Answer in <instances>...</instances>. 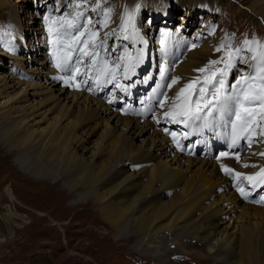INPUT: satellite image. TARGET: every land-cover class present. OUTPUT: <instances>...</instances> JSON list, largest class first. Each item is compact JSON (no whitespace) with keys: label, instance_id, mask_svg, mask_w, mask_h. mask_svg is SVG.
Wrapping results in <instances>:
<instances>
[{"label":"bare ground","instance_id":"1","mask_svg":"<svg viewBox=\"0 0 264 264\" xmlns=\"http://www.w3.org/2000/svg\"><path fill=\"white\" fill-rule=\"evenodd\" d=\"M31 2L32 0H17V5H11L7 0H3V8L6 11H14L16 16L15 22L12 23L11 27L14 34L13 38H15L13 58L18 62L17 65L20 68L19 75L21 76L9 81V79L0 75V98L4 100L0 103V115L11 114L12 117L10 118H14L16 122L20 123L19 126L22 131L26 132L24 135L27 136L28 140L36 136L41 137L46 129H48L50 133L53 131L50 137L55 136V138H60L54 146L51 144L47 146L46 140L40 141V137H36L39 148L31 149L30 151L37 155L39 162L42 164L48 163L50 166L52 163L56 162L62 165L63 160H65V168L70 167L78 172L77 178L74 180L75 187L83 186L94 202V206L102 214V217L117 230H125L128 237L131 235L138 237V243H147V245H150L149 240H158V233L164 232L165 230L170 231L173 229L174 231H181V233L188 231L186 235H181V239L185 240L184 238H188L190 240L192 239L190 235L193 233L195 238L203 242L207 240L209 253L216 254L214 251L217 245L221 244L223 246V250L225 251L223 255L218 254L211 257L215 259L218 264H264V204H254L253 201L245 199V196L240 194L238 187H230L227 177L220 172L216 162L213 159H209L201 151L200 143L191 145L190 136H182L183 130L180 128L179 131L174 130V127L178 126V119L172 120L170 125L162 129L152 121H142L130 110L120 111L119 108H114L113 106L116 100H109L111 99L109 97L106 99L100 97L101 94L105 93L100 88H106V86L112 87L111 82L96 86L91 94L85 89L83 90L76 87V84H74V87L78 89L77 91L69 90L68 87L69 83H72L71 80L67 79L62 83L58 82L57 80L61 77L56 76V69L51 58L53 55L58 54L59 51L57 49L54 51L52 42L45 37V30L48 29L50 25L47 22L46 27H44L41 18L40 21H35L33 24L39 26V28L34 29L31 34L28 30V36L29 34L33 35L37 33V35L41 37V39L39 38L40 41L37 42V46L31 45L32 48L30 47L31 50L27 52V55L25 53L27 48L26 51L24 50L25 55H20L23 45L29 42L25 39L27 36L25 33L28 28L23 29V18L19 16L15 8L19 9V3L27 5ZM185 2H189L188 4H190L189 9L183 10L185 17L176 18L178 23L182 25L179 24L176 28L174 26V29L171 31L177 34L176 36H178L180 40L179 45L181 43H183V45L181 47H179V45H170L169 50L164 52V49H161L162 44H158V46L154 48L155 52L157 49H160L159 55H155L157 60L161 59L162 54H170L173 48L179 47L175 53H171L172 61L167 67L165 76L163 80L159 81L156 85L157 89H162L166 84L171 85L170 87L168 86L169 88L165 97L167 107L165 110H162V112L173 110L172 105L175 96L184 85L192 82L196 78H200L203 81L207 77H203L204 72L202 73L198 70L210 66V62L216 58L214 56V58H211L209 61V57L219 46L217 36L213 34V36L215 35L213 38V36L210 35V31L213 30V25L208 23L210 16L204 19L207 24L202 30L199 29L193 35H189L188 23L193 24V20L195 19L193 12L196 9H202L205 2H201L203 4L198 5L197 0H187L180 2V6L185 4ZM241 2L243 4L246 3L247 6L243 9H237V12L240 15H246L252 18L253 21L256 22V25L264 30V0H244ZM210 5H212V1ZM158 7V10L155 11L158 20L149 19L146 25L138 29H134L132 26L130 30L136 42L145 45V51L149 49L147 41L149 43V41L154 40L153 37H151L153 35L151 27L152 21L168 26L177 23V20L173 19L171 12L164 13L160 11ZM166 8H170V10L174 12L171 4H168ZM35 9H39V7L35 5ZM135 12L136 20L133 21L134 24L139 22L138 17L140 15L139 11L135 10ZM69 13L73 15L75 10L71 9ZM161 16H164L166 19H162ZM117 24L118 26L109 29L110 32L113 31V35H116L121 30L124 21L121 20L120 23L118 22ZM162 28L160 31L163 30ZM49 30L50 29H48V31ZM203 32L204 34H202ZM165 33L166 30L162 31V36L165 35ZM88 34L89 33L84 29L83 37ZM70 37L73 38V36L70 35L67 37L69 41ZM188 38L192 39L194 42L188 40ZM75 41L77 40L75 39ZM97 41H99L98 38L95 42ZM30 42L32 41L30 40ZM70 43L71 41L68 44V48H71ZM105 43L106 48L109 49V43H107V41H105ZM119 44L121 43L115 42L113 49H116ZM190 44L191 47L189 48ZM47 46L49 51L47 50L46 52L45 49ZM184 50L186 53L183 52ZM83 52L84 54L89 53L84 50ZM39 53L42 55L40 59L36 56ZM62 54L61 52V54L58 55V59H61ZM75 55L77 54L69 53L68 58L66 57L64 59H67L66 62L68 65H71L72 62L75 61ZM83 55L82 59H85L87 56ZM27 56L32 58L29 64L27 63ZM143 57L147 59V56L143 55ZM149 60L148 58L147 63H149ZM231 60L232 66L230 69L232 70L233 67L239 64L240 67L244 69L241 74L245 75L248 73L249 68L253 70L264 62V49H251L249 53H244L241 57ZM79 61L80 59L76 62L78 63ZM135 63L137 64V58H135ZM27 64L30 66L28 69ZM35 65L38 67H35ZM224 67H226V62L222 64V68ZM207 69L210 71V73H207L210 77L208 76L207 79L210 80V78H212L211 73L218 71L211 67ZM137 70L139 73L140 68H137ZM168 73H173L169 82L167 80ZM176 78H179V83L172 84V80ZM216 79L218 78L214 80ZM143 86L149 89L151 84L146 83ZM196 86L197 88L200 87V85ZM208 86L213 85L209 83ZM209 88L207 87L205 89L206 93L211 92ZM17 89H19V91H17ZM31 96L35 99L40 98V100L32 101ZM258 109L259 114L264 116V105L258 103ZM181 110L182 107L177 108L175 112L181 113ZM50 115H55L52 118L55 123L54 128L52 127L51 129L47 126L39 130L40 125L50 119ZM177 116L182 117L180 114H177L175 117ZM70 118L71 120L68 124H64L65 120ZM31 122L33 124H30ZM82 126L86 127L85 135L80 136L75 134L74 130ZM118 126L123 127V130L118 129ZM65 127L67 130H70V132L61 134V130ZM99 131L101 132V142L105 146H90L91 142L89 139ZM170 133H175V140ZM145 136H147V139H152L151 150H141L139 147L135 146L134 140L144 138ZM263 139L264 138H262V140ZM177 142L180 144V148H177ZM108 144L116 148V152L113 155V157L116 158L115 163L127 157L132 158L130 162L128 161V163L126 162L125 164L128 170H130L129 168L131 167H134V170H140L141 167L153 164L150 176L147 177L149 171L147 173L138 172L134 175L129 174L126 168L118 169L116 167V172L122 174L121 180L114 183L109 181V175L111 174L107 173L111 168L107 171L108 166L104 164V159H101V157L105 155V153H103L104 148H106ZM30 145H33V143ZM158 153L167 156V159L170 160L165 159ZM261 153H264V143L255 145L248 150L246 161H248L249 167H240L238 169L237 166H235V168L238 169L241 174H254L264 164V155H261ZM163 172H167L169 175L176 178L172 180L174 183L186 179V191L184 196L180 203L173 208L172 212L166 208L163 202L157 203L155 201L151 206L145 204L143 202L147 196V194L145 195V190L135 195L139 187L144 186L145 189L147 187L151 188L152 184L162 180ZM189 174L190 176H188ZM146 177L148 178V180L146 179L147 182L144 184L138 183L139 179L144 180ZM164 183H162V189ZM219 188H223V190L219 192ZM263 192L264 185H260L252 194H258L259 199V195ZM211 195L214 196L209 197ZM208 197L210 201H221L223 205L219 203L222 207L216 213V211L212 209V205L204 204L206 215L203 217V221L200 222L201 224H199V226L203 225L200 232L205 231V235L201 236L198 232H194L192 228L193 223L191 224V221L190 223H181L183 215L180 211L188 206L192 199L203 201L208 199ZM217 203L215 204L217 205ZM223 216L228 217V221H215L220 217L223 218ZM206 222L208 223L206 224ZM179 237L180 236L176 234L174 241L181 246L182 244L180 243L181 241H179ZM187 243L188 240H186L185 245ZM181 249L182 251L188 252L185 246H182ZM188 253L192 256H202L198 251ZM162 254H164V252L161 251L157 256H161ZM206 258L207 257L203 256L199 260Z\"/></svg>","mask_w":264,"mask_h":264},{"label":"rangeland","instance_id":"2","mask_svg":"<svg viewBox=\"0 0 264 264\" xmlns=\"http://www.w3.org/2000/svg\"><path fill=\"white\" fill-rule=\"evenodd\" d=\"M7 1L11 5H17V0ZM182 1L187 0H32V2L27 5L19 3V9L15 8V11L23 18V29L28 28L25 33L27 34L25 39L27 42L29 41L23 45L20 55H25V53L27 55V52L31 50V45L37 46V42L40 41V35H37V33L33 35L30 34L34 29L39 28V26L33 24L35 21H40L41 18L44 27H46L47 22L50 25L48 28L50 30H45V37L47 38L51 33L52 37L47 40L52 42L54 51H56V49L59 51L58 54L52 56V61L53 58L58 59V55H60L61 52L63 53L61 60H64L67 55H69L68 52H63V50L70 51L68 48L70 41V53L79 54V47L81 44L75 41L76 36L74 37L73 32L75 30L79 32L81 26L77 24L80 23L84 27L81 32L85 29V31L89 33L87 36L83 37V39L86 38L87 43L90 45L98 42L97 45L99 48L97 50L99 53L97 57H100L101 61L104 62L105 56L100 53V50L105 46V41L109 43V49L114 48L115 42H120L117 41V37H122L120 40H122L123 37H127L125 45L132 43V38L133 40L135 39L130 32L132 26L134 29H138L146 25L149 19L158 20L155 13V11L158 10V6H160L158 7L160 11L164 13L171 12L173 19L177 17L184 18L185 13L183 10L189 9L190 4H188L189 2H185V4L180 6V2ZM197 1L198 5L203 4L201 2L205 3L202 9H196L193 12L195 19L193 20V24L188 23L189 35H193L199 29L202 30L207 24L204 19L210 16L208 23L213 25V30L210 31V35L213 36V34H215L217 36V42L219 43L217 49H221L220 51L216 49L209 57V61L215 56L216 59L214 60H220L222 62L215 65L210 64L207 68L211 67L214 70L222 68V64L229 59L226 55L228 52L232 53L231 58L240 57L244 55V53H249L250 50L245 45V41H259L260 46L252 44L251 49H264V47H262L264 46V30L259 28L252 18L246 15H240L237 12V9H243L247 6L246 3L243 4L241 2L244 0ZM211 1L212 5H210ZM168 4H171L174 12L171 11L170 8H166ZM35 5H37L39 9H35ZM71 9L75 10L73 15L69 13ZM135 10L139 11L140 15L138 17L139 22L134 24L133 21L136 20ZM83 15H85V17ZM161 18L166 19L164 16H161ZM15 19L16 16L14 11H6L3 8V0H0V75L9 79V81L21 76L19 75L20 68L17 65L18 62L13 58L15 38H13L14 34L11 27ZM121 20L124 21L123 27L116 35H113V31L110 32L109 29L118 26L117 23H120ZM68 21H71V26H69ZM89 21H91V23H89ZM105 21H107L106 27L104 26ZM179 24L181 23H178L177 20V23H173L172 26L176 28ZM75 25H77L76 28H74ZM151 25L153 31L151 37H153V39L155 36L157 38V35H162V31L168 30L169 28L170 32L169 30L167 31L169 32L168 47L165 50H169L170 45H179L180 40L178 36H176V33L174 34V32H171L174 29L171 25H163L154 21L151 22ZM161 28L163 30L160 31ZM28 30L30 32L29 36ZM92 33H98L95 40L92 38ZM202 34H204V32ZM70 35H72L73 38L70 37L69 41L67 37ZM97 38L100 43L99 41L95 42ZM30 40L32 42H30ZM188 40L193 41L190 38H188ZM3 42H7L12 50L9 51V49L4 46ZM154 42L153 40L152 43L151 41H149V43L147 41V45L150 47L148 56H150L152 52L153 58H155L154 54L156 53L155 50L152 49V47L154 48ZM111 43H113L112 46ZM182 45L183 43H181L179 47ZM139 46L141 49H144L145 45L139 43ZM190 47L191 44L189 48ZM121 49L122 46H120L118 50ZM131 49L133 48L129 47L120 57L123 58L126 56V58H128L130 56L129 50L131 51ZM24 50L26 51L25 53ZM47 50L48 46L45 51L47 52ZM83 50L86 52L91 50L88 53L91 54L95 48L83 47ZM146 52L147 51H145L144 56H147ZM183 52L186 53L185 50ZM77 55H75L74 58ZM36 56L38 59L42 57L40 53ZM83 56H85V54ZM87 59L86 57L78 62L84 71L87 69ZM147 59H144L143 55L137 58V68H140V72L143 71V66L147 64ZM31 60L32 58L27 56L28 64L31 63ZM77 60L78 59H75V62ZM159 60L160 59H157L156 62ZM121 62H123V60ZM127 63H130V61L127 59L124 60L122 63L123 65L119 68L118 75L127 68ZM28 64L27 69L30 68ZM53 64L56 72H64L67 74L66 71L69 70V67L64 63L54 60ZM58 64L59 67L57 66ZM35 67L38 66L35 65ZM71 73L73 72L70 71L69 74ZM207 73H210L209 69L203 73V77L206 76ZM96 74L95 66H92L89 79L93 84L95 83ZM129 76H132V73H130ZM67 79L72 81V83H69V86L71 84L74 89L70 87H68V89L73 91L78 90L74 87V84H76V87L77 85L81 87L84 86V84H88L86 79L82 80L76 73L67 77ZM118 79L121 80V84L116 88L113 94L110 93L112 95H116V92L124 83L121 76H118ZM57 81L62 83L61 78ZM104 83L110 82L106 80L101 81L96 84L93 89ZM207 87L209 88L212 86ZM255 87L260 89L259 83H256ZM110 88L111 86H106V88L100 89L106 93ZM19 89H17V91H19ZM31 100L39 101L40 98L35 99L31 96ZM3 101L4 100L0 98V103ZM123 103L124 100L121 102L120 106ZM54 116L55 115H50V119L42 123L39 130L47 126L51 129L52 127L54 128L55 123L52 119ZM10 117H12L11 114L0 115V264H218L217 261L211 257L218 254L223 255L225 253L223 246L221 244L217 245L214 251L216 254L209 253L207 240L203 242L195 238L193 233L190 235L192 239H181V235H186L188 231L181 233V231H174L173 229L170 231L165 230L164 232L158 233V240L153 241V239H150V245H147V243H138V237L134 235L128 237L125 230H117L102 217L100 211L94 206V202L90 195H88L87 190L83 186L75 187L74 180L77 178L78 172L70 167L65 168V160H63L62 165H59L58 162L52 163L50 166L48 163H40L37 155L30 151L31 149L39 148L36 137L39 138L40 136L32 137L28 140L27 136L24 135L26 132L22 131L19 126L20 123ZM70 120L71 118L65 120L64 124H68ZM30 124L33 123L31 122ZM118 129L123 130V127L118 126ZM85 130L86 127L82 126L75 129L74 133L84 136L86 133ZM52 132L50 133L49 130L46 129L40 137V141L46 140L47 146L49 144L54 146L60 138H55V136L50 137ZM66 132H70L66 127L61 130V134ZM100 133L99 131L89 139L91 142L90 146H105L101 142ZM134 142L135 146L139 147L141 150H151L152 139H147V136L135 139ZM32 143L33 145H30ZM106 146L103 152L105 155L102 156L101 159H104V164L108 166L107 171L111 168L107 173L111 174L109 175V181L112 183L119 182L122 174L116 172V167L118 169H127V165L125 164L126 162L128 163V161L130 162L132 158L127 157L115 163L116 158L113 157V155L116 152V148L110 144ZM158 154L162 155L160 153ZM162 156L165 159L168 158L165 155ZM140 162L143 163L142 161ZM129 169L130 170L127 169V172L134 175L138 172L147 173L149 171L147 175V177H149L151 174L150 171L153 169V164L141 167L140 170H134V167ZM188 176H190V174ZM147 177L144 180H137L138 183L144 184L148 180ZM175 179L176 178L169 175L167 172H163L162 180L152 184L151 188L147 187L145 189L144 186L139 187L135 195L145 190V195L147 194L145 200H143L145 204L151 206L155 201L157 203L163 202L166 208L172 212L173 208L180 203L186 191V179L174 183L172 180ZM162 183H164L163 189L161 187ZM218 191L221 192L222 190L219 188ZM213 196L214 195H211L209 197ZM209 197L203 201L192 199L191 203L180 211L183 215L181 223H190L191 221V224L193 223L192 228L194 232H198L201 236L205 235V231L200 232L203 225L199 226V224H201L200 222L203 221V217L206 215L204 204L212 205V209L215 210L216 213L222 207L220 204L223 205L221 201H210ZM215 203H217V205ZM215 221H228V217L223 216V218L220 217ZM207 223L208 222H206V224ZM176 234L180 236L179 241H181V246L174 241ZM186 240H188V243L185 245ZM182 246H185L188 252L198 251L202 256H192L188 252L182 251ZM161 251L164 252V254L157 256ZM203 256L209 259L199 260Z\"/></svg>","mask_w":264,"mask_h":264},{"label":"snow or ice","instance_id":"3","mask_svg":"<svg viewBox=\"0 0 264 264\" xmlns=\"http://www.w3.org/2000/svg\"><path fill=\"white\" fill-rule=\"evenodd\" d=\"M69 26H71V21H68ZM91 23V21H89ZM127 23V21H126ZM105 27L107 26V21H105ZM98 33H92V38L95 40ZM167 35V34H166ZM80 36H83V32L80 33ZM127 38V37H125ZM77 40H79V36L76 37ZM4 46L11 51L12 49L9 47V44L7 42H3ZM252 44H256L260 46L259 41H245V45L251 50ZM87 47V44L84 45ZM264 47V46H262ZM221 49H217V51H220ZM86 55L88 53H85ZM226 55L229 57V59L226 62L225 69H219L217 70L220 74V79H216L213 81H209L207 78H205L203 81L200 78L194 79L192 82L184 85L183 88H181L173 101L172 105V111H169L165 113L166 117H172L175 119V116L177 114L184 115L188 119L191 120H201V105L203 107L207 108L210 104H213V100L216 101L217 104H220V98L224 96L225 91V77L227 76V68H230L232 66V53L228 52ZM255 59V58H254ZM220 60H214L210 63L212 65L221 63ZM59 67V64L57 65ZM77 71H79L77 69ZM198 71L200 72H206V68H201ZM211 76L215 78L217 76V72H212ZM259 82L260 89L259 92H256L255 85ZM172 84L179 83V78H176L172 80ZM212 83V90L210 93H206L205 89L207 88L208 84ZM196 85H200V87L197 89ZM119 87V85H117ZM171 85H169L170 87ZM78 87V85H77ZM233 92L231 95L227 96L226 99L231 100L236 105V111L235 116L237 120H241L242 116L241 113L247 114V116L252 115V111L249 107H246V105H255L257 103L264 105V62L261 63L260 66L255 67L253 69V72L251 75L248 76H241L239 80H236L232 86ZM195 96V99L193 100L192 97ZM161 107L163 104L160 105ZM215 106V105H213ZM187 108L190 109L189 111H185L182 113H176L175 110L177 108ZM221 107H223V104H221ZM245 123H249L248 120L245 119ZM170 135L173 136V139L175 140V133H170ZM235 143V141H233ZM177 148H180V144L177 142L176 144ZM261 155H264V153H261ZM237 160H239V157H236ZM254 166V165H253ZM244 167H249V165H244ZM224 171L231 175L233 173V170L230 168H224ZM240 173H235V176L239 177ZM259 177V183L264 184V169H262L259 173L256 174V177L253 176H246L244 179L248 180L249 182H252L256 180V178ZM240 194L242 196H247V193L244 191L243 188L239 189Z\"/></svg>","mask_w":264,"mask_h":264}]
</instances>
